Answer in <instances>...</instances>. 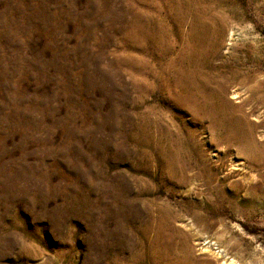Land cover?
Wrapping results in <instances>:
<instances>
[{"label": "rangeland", "instance_id": "374dc122", "mask_svg": "<svg viewBox=\"0 0 264 264\" xmlns=\"http://www.w3.org/2000/svg\"><path fill=\"white\" fill-rule=\"evenodd\" d=\"M0 264H264V0H0Z\"/></svg>", "mask_w": 264, "mask_h": 264}]
</instances>
